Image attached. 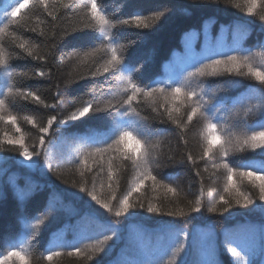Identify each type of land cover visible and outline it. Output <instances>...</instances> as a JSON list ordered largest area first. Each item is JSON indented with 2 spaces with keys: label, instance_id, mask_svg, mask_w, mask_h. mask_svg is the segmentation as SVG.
<instances>
[{
  "label": "snow or ice",
  "instance_id": "1",
  "mask_svg": "<svg viewBox=\"0 0 264 264\" xmlns=\"http://www.w3.org/2000/svg\"><path fill=\"white\" fill-rule=\"evenodd\" d=\"M206 2H217V0H206ZM244 11L248 17H258L264 22V0H243ZM239 8L240 4L236 3ZM259 9V11H258ZM37 12L46 17H37L35 25L29 21ZM20 14L19 16L17 14ZM164 16L163 11H157L154 15L130 14L127 17H119L110 14L104 4V0H0V76H6L10 81L6 91L0 90V122L10 124L17 133L18 138L5 135L0 138V146H14L12 150L18 152L19 157L29 162L28 167H40L41 160L48 172L56 171L61 162L70 159L75 168L80 182H72V187L78 188L79 193L90 197L100 209L106 210L115 217L128 219L137 213L136 207L150 214L167 215L185 219L191 213H218L224 215L232 214L233 207L243 208L249 213H259L264 217V120L250 124L249 117L259 111L264 115V44H260V51L253 52L251 49L236 46L228 51H218L209 48L205 54L194 57L190 63L177 72L166 73L164 76L151 79L149 82L143 80L144 63L134 60L130 49L134 48L137 40L123 35L124 29H150L153 21H158ZM50 18V19H48ZM71 28L64 27L66 23L73 22ZM254 21H238L236 29L246 30L247 26ZM41 24L48 25L45 31ZM59 29V31H57ZM73 32L91 34L95 33V42L88 45L90 50L83 51L84 59H91L92 66L89 67L88 76H98L105 73L110 74V79L118 82L116 92H109L104 97V107L98 106V102L92 99H81L78 107H74L65 118L59 119L57 115H49L46 123H37L33 115H23L22 119L32 124L40 134L38 143L31 146V150L25 144V136L18 123L21 117L14 114L17 99L27 102H35L46 109H57L64 101L61 99L63 93H54V102L48 103L42 97L40 90H33L26 85L14 86L11 81L14 77L24 79H52V67L57 61L53 53L41 54L38 49L53 48L59 41L70 37ZM25 33H34L41 37L39 42H33L32 37H26ZM7 38V39H6ZM14 45L19 52L14 56L6 55L9 45ZM80 51L74 50L67 54L69 61L80 59ZM102 52V56L97 53ZM129 52L126 56L125 53ZM53 56L52 67H48L49 57ZM259 57L261 63L256 65L255 59ZM31 59L41 62L30 72L16 70L10 63L11 60ZM234 77H248L255 80L259 87L247 85L248 91L238 98H217L219 87L214 88L209 83L210 77L223 75ZM66 80L65 84H70ZM228 86H239L240 80H229L224 82ZM85 95H89L86 93ZM112 96H119L113 103ZM255 101V103H253ZM150 108L155 117L142 115L145 107ZM109 114L108 130L104 133L88 132L84 136L69 134L62 137L60 151H55V145L48 139L49 134L55 130L60 131L61 126L70 125V122L82 121L92 113L89 119L95 117L98 112ZM159 117V123L171 124L177 132L173 133L183 142L185 148L188 146L186 134L192 127L200 126L199 134L203 143L199 156H194L191 151L184 154L181 163H189L195 169V175L201 176L197 165L216 153L219 160L212 161V167L216 170H225V182L223 191L209 205H205L203 191L195 199L190 211L183 210L174 212L163 211L161 208L149 204L147 208L141 204L131 203L133 193L139 192L147 182H152L155 189L163 186L167 192L178 194V189L170 184H164L162 178H158L155 168L160 166L158 154L155 151L161 141L156 139L165 135V130L153 128L151 121ZM53 125H56L53 129ZM219 129V131H218ZM237 130L240 132L237 135ZM219 141V143H217ZM49 147L46 148L45 145ZM255 152L259 150L258 158H253L246 163H236L228 159L233 152H244L245 150ZM168 156V160H172ZM56 161V167L53 166ZM124 162H129L134 174V179L129 190L118 198L112 191L110 200H103L96 193V178L106 177L107 187L112 190L113 185L119 183V172L126 167ZM93 165L96 169H93ZM208 171V166L203 167ZM89 176L92 177V186L89 189ZM234 177L240 181L238 184ZM244 181L258 192L254 197L249 190L242 189L240 184ZM203 183V180H201ZM101 188L104 184L100 185ZM227 194V195H225ZM72 195H75L74 193ZM82 199V197H77ZM112 201L117 204L114 207ZM218 205L222 208L218 209ZM91 208V205H89ZM98 209L91 208L86 213L87 218H95ZM30 229L29 236L40 235L47 228L46 217L35 219V222L26 223ZM43 226V227H42ZM104 231L99 235L89 236L87 239L95 243L81 247L83 240L65 243L59 238L51 242L41 256L42 260L53 264V261L63 255L85 257L92 261L96 256L103 253L108 255L112 251L115 239L119 234L111 220L104 221ZM175 239L166 249L164 256L153 264H186L183 256L187 254V241L190 234L183 228H176ZM261 236L264 239V225L261 227ZM102 237V238H101ZM111 242V243H110ZM28 247H17L10 243L9 249L0 254V264H29ZM226 251L231 254L233 264H252L249 259L251 250L241 247L232 240L227 241ZM96 264H100L97 261ZM207 264H217L210 260Z\"/></svg>",
  "mask_w": 264,
  "mask_h": 264
},
{
  "label": "trees",
  "instance_id": "2",
  "mask_svg": "<svg viewBox=\"0 0 264 264\" xmlns=\"http://www.w3.org/2000/svg\"><path fill=\"white\" fill-rule=\"evenodd\" d=\"M236 3L240 4L239 8L235 7ZM104 4L110 14L119 17L137 13L152 16L157 11L164 12L160 20L152 22L153 27L150 29L133 27L126 28L123 32L124 36L137 40V44L130 49V52L134 60L144 63L143 80L145 82L162 77L166 73L181 70L183 67L177 68L173 62L175 53L184 49L186 45L187 48L192 47V50H201L202 45L198 37L193 40L188 37V40L186 36L190 30L201 27L208 21H215L216 29L221 31L226 25L252 20L254 22L247 26L251 31L250 35L240 47L257 52L261 50L259 45L264 44V22H261L258 17L246 15L243 0H217V2H206V0H104ZM37 17L46 18L37 12L32 16L29 24L35 25ZM74 22L75 18L73 22L63 26L71 28ZM40 27L48 31L47 24H41ZM24 35L32 37L33 42L43 39L34 33ZM95 36V33L73 32L70 37L59 41L55 48L49 44L48 47L42 46L38 49L41 54L53 53L55 59L59 61L55 67H52L53 56L49 57L48 67H52V79H24L23 77L12 79L11 83L14 86L26 85L33 90L39 89L48 103L54 102L57 85L60 86L59 91L63 93L61 99L64 103L55 110L46 109L35 102L17 99L14 114L21 117L18 123L25 136V144L30 150L34 143H38L37 137L40 134L32 124L22 119L23 115L35 116L38 124L46 123L49 115L52 114L57 115L59 121L74 110V107H78L81 99H92L103 108L104 97L109 90L117 91L118 82L110 79V74L105 73L95 77L87 75L89 67L92 66V60L84 59L83 51L80 50H90L88 45L95 42ZM233 47L228 43L225 48L219 45L213 48L218 51H228ZM74 50L80 51V59L69 61L67 54L73 53ZM18 52L19 49L11 44L6 49V55L14 56ZM102 55V52L97 53V56ZM125 55L128 56L129 52ZM168 62L172 64V69L166 72ZM10 63L16 70L29 72L41 64L30 58L13 59ZM255 63L257 66L260 65L259 57H256ZM208 79L214 88H220L217 92L218 99L238 98L248 91L247 85L259 87L255 80L248 77H234L225 74ZM233 79L242 81V84L239 86L224 84L225 81ZM66 80L72 82L65 84ZM9 82L6 76H0V90L6 91ZM86 93L89 95H85ZM0 98L3 97L0 96ZM111 99L115 103L119 96H112ZM138 107H145L146 110L142 112V115L155 117L156 114L152 113L150 108ZM91 116L92 113H89L82 121L70 122V125L61 126L60 131L53 130L49 134L48 139L52 140L56 146L57 153L62 147L60 143L62 137L69 134L84 136L88 132L99 134L108 130L110 121L107 112H98L95 117L89 119ZM261 120H264V115L259 111L249 117L250 124ZM151 123L153 128L165 130L164 136L156 138L161 141L160 146L155 150L160 166L155 168L154 172L158 173V178H162L164 184L176 187L178 194L173 195L167 192L163 186L153 189L152 182L149 181L139 192L133 193L130 202L137 205L142 203L145 208L152 204L165 212L183 210L188 213L202 190L204 203L206 206L209 205L223 191L225 170L223 168L216 170L211 166L212 161L219 160L220 157L214 153L206 160L200 161L197 165L201 172L200 177L195 175V169L191 164L181 163L184 154L188 151H191L194 156H199L203 143L199 134L200 126L192 127L186 134L188 146L185 148L183 142L173 134L178 131L174 126L159 123V117ZM55 127L56 125H53V129ZM20 134L12 125L0 122V138L5 135L18 138ZM239 134L237 130V135ZM13 147L7 144L0 146V254L9 249L10 243L18 246L20 240L24 239L29 249V264H48L47 261L41 259V256L45 249L51 246L53 240L59 238L65 243L83 240L81 247L84 248L85 245L95 243L87 237L99 235L104 231V221L111 220L119 238L115 239L112 251L108 255L101 253L94 260L88 261L85 257L75 255L70 257L65 254L56 258L53 264H96L97 261H100V264H153L164 256L166 249L175 239L176 229L172 227L173 224L176 228H183L190 234L187 241V254L183 256L186 264H207L210 260H215L217 264H233L234 258L226 251L228 240L250 249L249 259L252 264H264V239L261 236L264 217L259 213H249L246 209L233 207L231 215L202 211L191 213L181 220L167 215L150 214L136 207L134 209L136 215L128 219L117 218L106 210L100 209L90 197L79 193L78 188L72 187V182L79 183L80 178L71 165L70 159L61 162L56 171L48 172L42 160L40 167H28L29 162L19 157L18 152L12 150ZM45 147L49 146L46 144ZM258 153L259 150L253 152L248 149L244 152L230 153L228 159L238 164L246 163L253 158H258ZM168 156H172L173 159L168 160ZM124 164L126 167L119 172V183H114L112 190L107 187L106 177L96 178V193L103 200H110L113 190L117 197L121 198L131 187L134 174L130 163L124 162ZM205 165L208 166L207 172L203 171ZM53 166L56 167V161H53ZM93 169H96L95 165ZM234 180L240 183L237 177H234ZM101 184H104L103 188L100 187ZM91 186L92 177L89 176V189ZM240 186L242 189L249 190L254 197L258 196V192L251 189L247 181ZM73 193L75 195H72ZM77 197H82V199ZM112 204L115 207L117 202L112 201ZM89 205L91 208L98 209V215L95 218L85 216L91 211ZM219 208H222V205H218ZM45 217L47 228L40 235L29 236L30 229L26 223ZM16 264L19 262L17 261Z\"/></svg>",
  "mask_w": 264,
  "mask_h": 264
},
{
  "label": "rangeland",
  "instance_id": "3",
  "mask_svg": "<svg viewBox=\"0 0 264 264\" xmlns=\"http://www.w3.org/2000/svg\"><path fill=\"white\" fill-rule=\"evenodd\" d=\"M250 32L251 31L248 27L246 30L241 29L238 31L235 27V24L226 25L220 31L216 29L215 21H208L203 26L196 27L190 30L186 36L187 39L188 37H190L192 38V40L198 37V40H200V43L202 45V49L192 50V47L187 48L186 45L184 49L179 50L175 53L173 62L177 68L184 67L188 63H190L194 57H199L202 54H205L210 47L213 48L215 45L223 46V48H225L228 43H230L234 47L240 46L246 42L248 36L250 35ZM188 42L190 43L191 41ZM192 52H195L196 54L194 55ZM171 69L172 64L168 62L166 64V72L170 71ZM17 247L28 246L26 244V241L24 239H21Z\"/></svg>",
  "mask_w": 264,
  "mask_h": 264
}]
</instances>
